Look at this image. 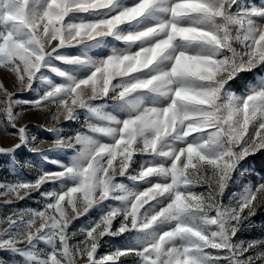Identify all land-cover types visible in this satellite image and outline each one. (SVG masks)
I'll return each instance as SVG.
<instances>
[{"label": "snow or ice", "instance_id": "1", "mask_svg": "<svg viewBox=\"0 0 264 264\" xmlns=\"http://www.w3.org/2000/svg\"><path fill=\"white\" fill-rule=\"evenodd\" d=\"M0 69L16 89L0 83V133L18 140L0 147L12 177L0 180L3 206L39 197L36 208L0 206V264H264V238L237 239L264 206V177L224 202L264 152V6L0 0ZM33 110L57 122L83 113L67 135L40 126L66 161L18 124ZM21 148L43 163L18 160ZM34 167L35 179L21 177ZM125 234L98 254L105 237Z\"/></svg>", "mask_w": 264, "mask_h": 264}, {"label": "rangeland", "instance_id": "2", "mask_svg": "<svg viewBox=\"0 0 264 264\" xmlns=\"http://www.w3.org/2000/svg\"><path fill=\"white\" fill-rule=\"evenodd\" d=\"M246 2L249 5L253 6H264V0H246ZM66 51L69 54H76L78 52V49H66ZM253 77L249 76L246 83L248 81H252ZM0 83H3L4 87L8 89V91H16L14 87L13 80L9 77V75L2 69H0ZM233 89L239 93L242 89L237 88L235 85H233ZM18 97L21 99H27L31 100L34 99L36 96L35 92H22L17 93ZM55 111V109H53ZM47 123L48 126H55L57 123H59L60 126H62L64 133L70 134L73 130L80 128L81 125L84 123V115L81 113L79 121H73V122H65L62 118L57 121L51 120L50 115L47 112H38V111H28L26 112L21 119H19L18 124L24 125L27 124L29 126V129L33 135H35L37 139V144L39 140L46 141L45 144L39 145V147L48 154L53 159H64L67 160V156L64 153H49L48 152V146L51 143V141L54 139L53 135L44 131L40 126ZM18 143V140L12 137H6L3 133H0V147L3 148H10L14 144ZM70 155V152L68 153ZM257 156V158H255ZM16 157L21 162H24L26 160L32 161V163L36 166H39L43 163L40 156L37 154L31 153L27 148H21L17 150ZM139 160V157H137ZM7 164H8V158L4 156H0V180H3L5 178L12 179V177L9 176L7 172ZM44 167L47 170L55 171L57 170L54 165L51 164H44ZM244 169H247L248 171L245 172V175L243 178L239 177V174H237V179L235 182H233L230 187L227 189L225 196H224V202H228V197L231 196L233 192H238L241 190L244 183L252 182V183H258L260 182L261 178L264 177V152H259L254 156H251L248 158L247 163L243 166ZM243 170V169H242ZM20 175L23 179L26 180H32L35 179L37 175V168L34 167L32 169L29 168H22L20 169ZM126 183H129L128 181H125ZM52 188V185L46 184L42 190L47 191ZM198 191L201 189H197ZM5 197L0 196V206H3V201ZM39 199L38 193H33L32 197L29 199H25L13 204H9L2 207L3 211H8L11 208H27L32 207L36 208L39 207V205L36 203V200ZM99 215L98 210H94L91 212V214L87 217H83L80 220H77L74 222L73 229H78L82 224H86L89 220L96 219ZM115 226L118 227V221L114 222ZM258 238H264V206L260 207L255 214L254 217H252V226L248 229H245L244 231L238 233L237 239H243V240H251V239H258ZM128 239V235L125 234L120 237H105V242L103 243V246L98 250L99 255H103L111 250H113L117 246H121L124 244V242ZM23 246V245H21ZM0 257H3L4 259H9L8 253L0 252ZM80 264H84V261L81 260ZM123 264H132V258L123 259Z\"/></svg>", "mask_w": 264, "mask_h": 264}, {"label": "trees", "instance_id": "3", "mask_svg": "<svg viewBox=\"0 0 264 264\" xmlns=\"http://www.w3.org/2000/svg\"><path fill=\"white\" fill-rule=\"evenodd\" d=\"M255 158H257V156Z\"/></svg>", "mask_w": 264, "mask_h": 264}]
</instances>
